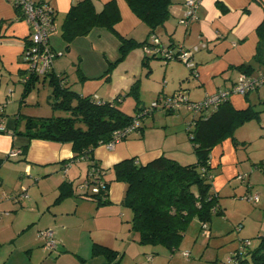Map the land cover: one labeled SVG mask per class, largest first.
I'll return each instance as SVG.
<instances>
[{
	"label": "crops",
	"instance_id": "obj_1",
	"mask_svg": "<svg viewBox=\"0 0 264 264\" xmlns=\"http://www.w3.org/2000/svg\"><path fill=\"white\" fill-rule=\"evenodd\" d=\"M33 1L45 3L54 12V30L48 38L54 52L50 71L62 76L63 84L70 85L80 95L94 96L100 101H115L118 107L128 98L125 93L135 81L139 85L140 102L148 97L155 96L156 99L159 95L177 92H184L190 101H201L219 89H230L241 73L235 67L250 62L255 53L258 40L255 30L264 16V0H199L196 18L185 26L179 23V18L185 9L186 0H171L170 17L163 26L150 33L149 28L130 10L125 0H115L120 20L114 29L119 35L136 41H150L152 36H157L165 46L176 48L181 45L191 51L195 72L180 60L161 58L150 45L130 50L123 60L106 72L109 65L120 57V41L116 35L104 27H95L87 35L74 38L67 48L60 36V26L73 0ZM107 1L109 0H94L95 9L100 10ZM29 33L28 23L22 17L17 18L15 7L6 0H0V104L3 105L0 118H3L5 127L0 132V211H13L1 213L4 216H0V224H4V218L8 217L10 231L17 235L24 234L34 223V226H38L42 217L50 214V205L54 206L44 198L42 191L37 194L30 187L29 196L21 195L23 189L20 187H24L25 182L22 181L17 188L20 181L18 176L26 175L28 180L40 182L42 176L50 175L58 191V185L63 180H70L79 186L87 171V162L84 160L64 164L72 157L70 143L38 138L29 140L24 155L20 152L6 159L10 150H18L27 142L23 135L26 117L50 116L26 110L29 106L28 97L20 102L22 88L18 87V83L26 74L23 50L29 40ZM146 57L147 66H144L142 60ZM249 93L246 96L231 95V104L236 109L253 104V95L258 94L259 89ZM143 103L141 105L145 107ZM183 108L173 112L159 111L160 126L154 122L145 125L147 119L144 117L140 121L141 131L129 133L124 140L112 147L102 144L93 150L94 159L104 170L105 181L109 182L108 204L114 207L123 205L125 184L115 179L113 171V165L118 161L134 157L138 163L145 164L165 155L180 163V155L186 150L190 152V157L186 163L181 164L196 160L191 142L187 145L181 133V125L186 127L188 121L191 124L195 114ZM156 112L151 113L152 117ZM171 113L174 125H179L174 132L164 129L168 127L167 120L170 118L166 114ZM174 133L180 138L175 137L174 140ZM240 154L238 145H234L230 139H225L211 150L209 163L213 172L212 190L218 196L225 185H232V181L243 179L239 178L244 176L239 169L240 163L245 159ZM247 171L249 169L245 168V172ZM78 177L82 178L75 183ZM8 180H13L14 188L6 194L3 184ZM25 191L28 192L27 187ZM66 198L72 200L71 204H76V210L83 201L90 200L76 198L74 195L64 199L67 200ZM220 207L222 208L221 205ZM53 214L55 218L57 213Z\"/></svg>",
	"mask_w": 264,
	"mask_h": 264
},
{
	"label": "trees",
	"instance_id": "obj_2",
	"mask_svg": "<svg viewBox=\"0 0 264 264\" xmlns=\"http://www.w3.org/2000/svg\"><path fill=\"white\" fill-rule=\"evenodd\" d=\"M125 1L130 10L149 28L150 33L163 26L170 17L171 0ZM15 10L17 18L22 17L19 7H15ZM53 15L52 10V20ZM119 20L120 12L115 0L105 2L100 10L95 9L94 0H73L61 23L60 36L69 48L74 38L87 35L92 28L104 27L112 32L120 41V57L109 65L106 71L109 72L130 50L149 45L154 47L151 40L136 41L119 35L114 29ZM255 31L258 40L251 61L235 67L248 75L264 69V16ZM29 44L30 38L26 46ZM142 64L147 66V57L142 60ZM39 76L30 74L26 81L21 80L23 87L20 102L25 101ZM42 77L50 87L48 102L51 108L65 110L67 115L26 117L23 135L27 142L20 147L21 154H25L29 140L33 138L70 143L72 157L63 163L86 161L87 171L79 187L85 181L89 184L99 183L98 192L89 193L88 190L81 189L82 192L77 193L72 181L63 180L58 185L55 202L74 195L93 200L98 206L108 204L109 182L105 181L104 170L94 159L93 150L110 142L114 131L125 129L134 119H138V127L129 133L141 131V119L151 114L154 109L150 105L140 106L138 81L125 93L135 100V115H129L123 112L115 101H100L93 96L80 95L72 90L70 85L63 84L62 76L50 70ZM115 100L118 102V97ZM144 111L146 112L143 113ZM258 114L252 104L243 109H236L228 98L209 112L201 111L195 115L192 126L187 128L196 157L194 162L181 164L175 159L161 155L145 164H140L134 157H130L113 165L115 179L125 184L122 202L131 210L130 229L133 234L139 236L140 243L161 244L173 250L179 245L192 219H197L199 226L201 223L209 226L214 215L222 214L219 196L212 190L210 152L225 139H230L237 145L234 136L236 128L247 121L257 119ZM8 158L9 154L6 156V159ZM93 252L103 253L107 257H112L114 253L111 248L96 243L93 244ZM231 260L236 264H264V235L259 236L258 244L254 248L250 249L249 244L242 243L241 248L232 253Z\"/></svg>",
	"mask_w": 264,
	"mask_h": 264
},
{
	"label": "rangeland",
	"instance_id": "obj_3",
	"mask_svg": "<svg viewBox=\"0 0 264 264\" xmlns=\"http://www.w3.org/2000/svg\"><path fill=\"white\" fill-rule=\"evenodd\" d=\"M18 87H23L22 82L18 83ZM49 89L47 80L39 76L31 94L27 96L29 106L26 110H34L43 115L66 116L65 110L51 108L47 101ZM258 89L259 93L253 95L252 102L254 110L259 113L258 118L243 123L234 132L240 155L245 159L240 163L239 169L244 174V179L232 181V185H225L220 191L218 201L224 212L212 217L208 233L203 234L198 220L194 218L188 224L177 248L170 250L161 244H142L139 236L130 229L131 210L125 205L98 206L95 201L88 200L83 201L76 210V204L72 203V206L70 199L63 198L55 202L58 191L50 175L42 176L41 181L36 182L20 173L17 188L23 181L25 186L20 189L27 187L26 196H29L30 189L37 194L42 191L44 198L54 206L50 205V214L44 215L38 226H34V223L20 235L10 231L7 224L9 218H4V224H0V264H236L227 259L241 247L242 242L248 240L251 249L257 246L259 236L264 235V84ZM252 92L253 90L249 94ZM154 98L155 96L141 99L140 106L142 102L146 107L152 105L156 100ZM37 101L39 104H36ZM119 108L126 114L135 115V100L128 96ZM154 111H157L154 117L151 114L144 116L147 119L145 125L153 122L157 126L161 125L159 111L165 110L158 106ZM166 115L173 116L172 113ZM173 117L168 118V127L164 128L168 132H174L179 126L174 125ZM189 126H192L189 121L186 127L181 125V133L187 145L190 142L187 133ZM175 134L177 133H174V140L180 138ZM180 157V163H186L190 152L186 150ZM245 168L249 171L245 172ZM81 178H76L74 182L78 183ZM13 186V180H8L3 184V191L7 194ZM75 186L77 193L82 192L77 184ZM249 194H257L258 200L248 199ZM5 211L13 212L11 209H4L0 214ZM53 213H57L55 218ZM3 216L4 214L1 217ZM47 226L53 230L58 245L53 251L46 250L44 241L38 236V232L47 229ZM94 243L111 248L114 251L112 257L93 252ZM184 250L189 251V257L182 255ZM149 255H152L151 260L147 259Z\"/></svg>",
	"mask_w": 264,
	"mask_h": 264
},
{
	"label": "built area",
	"instance_id": "obj_4",
	"mask_svg": "<svg viewBox=\"0 0 264 264\" xmlns=\"http://www.w3.org/2000/svg\"><path fill=\"white\" fill-rule=\"evenodd\" d=\"M14 7H19L22 18L28 23L30 27V44L23 50V64L25 66L26 74L21 78L26 81L30 74L44 75L52 67L54 52L51 49L48 38L54 30V23L52 18V8L45 3H36L33 0H6ZM199 0H186L184 2L185 9L182 16L179 18V23L188 25L190 21L196 18V11L199 6ZM151 43L154 45L155 52L162 56L165 60L177 59L184 62L194 73L195 64L191 58V51L181 45L176 48L170 45L165 46L160 43L157 36L151 37ZM264 84V69H261L253 74L240 73L230 89H219L214 93L207 95L201 101H190L184 92H177L172 95H160L156 98L154 103L150 105L151 108L156 109L160 106L164 110H178L182 107L192 111L195 115L201 111L209 112L213 107L220 102L227 100L233 94L244 95L245 93L259 88ZM94 97V96H93ZM97 99L96 97H94ZM3 105L0 104V112ZM144 111L143 113H145ZM3 118H0V132L5 130ZM264 125V124H263ZM138 127V119H134L132 124L123 130H116L113 132V138L110 142L105 144L107 147H112L115 143L122 140V138ZM21 152L18 150H10L9 155L13 156ZM92 171H90L91 173ZM244 178V176H239ZM97 184H89L85 181L80 185L83 190H88L89 193L98 192ZM21 195L26 196V191L23 189ZM248 199L252 201L258 200L257 194H249ZM203 234L208 233V225L206 223L200 224ZM38 236L44 241V248L48 251H53L58 248L54 239L52 229H45L38 232ZM244 245L249 244V241H243ZM241 248V247H240ZM182 255L189 257V251H182ZM148 260L152 259V255L147 257ZM231 261V257L227 259Z\"/></svg>",
	"mask_w": 264,
	"mask_h": 264
}]
</instances>
